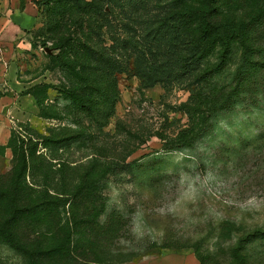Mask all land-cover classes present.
Returning a JSON list of instances; mask_svg holds the SVG:
<instances>
[{"label":"rangeland","instance_id":"374dc122","mask_svg":"<svg viewBox=\"0 0 264 264\" xmlns=\"http://www.w3.org/2000/svg\"><path fill=\"white\" fill-rule=\"evenodd\" d=\"M169 1L93 0L96 9L84 17L83 30L92 34L94 47L111 53L113 41L142 34L143 18L164 14L162 5ZM52 2L0 0V186L13 188L15 158L8 146L13 134L28 149L40 134L67 137L86 128L83 142L80 137L60 147L37 141L18 197L36 202L46 189L65 196L57 184L62 176L71 184L89 159L102 164L119 155L123 162L106 173L99 189L102 209L93 217L100 228L109 223L115 228L97 251L105 258L101 264L163 252H191L202 264H264V236H248L264 228V70L245 79L236 105L216 114L191 146L167 149L189 124L180 105L195 85L188 77L147 84L136 73L133 53L127 56L117 43L113 60L121 69L113 74L112 115L101 126L74 111L64 99L74 78L52 54L59 51L57 37L83 35L67 15L61 20L67 27L49 28ZM38 82L50 84L39 94H46L43 104L59 118L38 115L27 93ZM57 212L21 219L13 236L28 248L60 240L53 234L57 221L75 212L68 203ZM9 215L6 201L0 202V220ZM21 249L0 237V264H28Z\"/></svg>","mask_w":264,"mask_h":264},{"label":"trees","instance_id":"16d2710c","mask_svg":"<svg viewBox=\"0 0 264 264\" xmlns=\"http://www.w3.org/2000/svg\"><path fill=\"white\" fill-rule=\"evenodd\" d=\"M52 1L49 28H59L60 23L67 27L68 22H62L67 15L83 35V38H75L70 32L66 36L62 33L55 43L59 51L52 54L74 78L64 97L74 111L101 126L112 115L113 74L121 69L120 63L113 60L117 43L127 56L133 53L136 73L147 84L188 77V83L195 85V90L180 105L189 124L170 140L167 149L191 146L207 131L216 114L236 105L245 79L253 71L258 75L264 70V0H170L162 5L167 7L164 14L143 18L145 30L142 34L113 41L111 53L103 46L94 47L92 34L83 30L84 17L92 7L96 9L93 0ZM48 87L50 84L38 82L27 93L34 97L39 116L59 118L58 112L43 104L46 94H39L41 88L45 92ZM84 129L87 130L81 128L77 134L67 137L40 134L28 149L24 148L23 139L20 142L14 134L8 141L15 158L11 178L13 190L0 186V202L6 201L10 214L0 220V237L14 249L23 247L21 250L28 257V264L105 263V258L98 256L97 251L115 228L109 223L102 229L93 217L96 218L102 209V203L98 204L99 189L106 173L113 172L123 162L119 155L102 164L96 157L89 159L71 184L62 176L57 184L63 189L59 193L65 196L49 195L46 189L36 202H23L18 197L23 190L21 180L31 168L30 161L34 163L37 141L60 147L80 137L83 142L82 134L89 135ZM66 203L75 213L64 223L57 221L53 234H60V240L48 241L44 247L28 248L13 236V227L21 219L36 215L57 216V209ZM248 236H264V228H253ZM74 237L79 239L74 242ZM93 251L95 256L92 257L89 254ZM196 258L202 264V260Z\"/></svg>","mask_w":264,"mask_h":264},{"label":"crops","instance_id":"0c3cea01","mask_svg":"<svg viewBox=\"0 0 264 264\" xmlns=\"http://www.w3.org/2000/svg\"><path fill=\"white\" fill-rule=\"evenodd\" d=\"M124 264H200L196 256L191 252H163L152 255L141 254L135 257L132 262Z\"/></svg>","mask_w":264,"mask_h":264}]
</instances>
